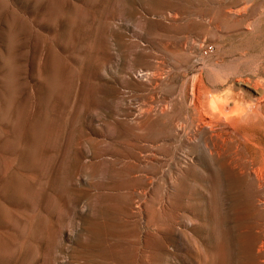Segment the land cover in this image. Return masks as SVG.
<instances>
[{
    "label": "rangeland",
    "instance_id": "rangeland-1",
    "mask_svg": "<svg viewBox=\"0 0 264 264\" xmlns=\"http://www.w3.org/2000/svg\"><path fill=\"white\" fill-rule=\"evenodd\" d=\"M254 1L0 0V264L264 260L252 185L195 136L264 80Z\"/></svg>",
    "mask_w": 264,
    "mask_h": 264
},
{
    "label": "bare ground",
    "instance_id": "bare-ground-1",
    "mask_svg": "<svg viewBox=\"0 0 264 264\" xmlns=\"http://www.w3.org/2000/svg\"><path fill=\"white\" fill-rule=\"evenodd\" d=\"M249 4H250V2H248V4H246V5H249ZM232 6H229V7H231L230 9H232L234 7V6L233 7ZM229 7H228V9H229ZM262 7H263V5H262ZM249 8H251V7H249ZM218 9H219V7H218ZM234 10H236V9H234ZM239 10H240V8H239ZM244 10H245V8H244ZM246 10H248V6H247ZM260 10L261 9H259L258 12L264 11V10H261V11ZM241 12H243V10L242 11L240 10L239 12L234 11L233 15H236L237 18H238V16L241 17V15H242ZM245 13H246V11H245ZM217 14H218V12H217ZM260 15H262V13ZM216 16L214 15L212 17V19H214V17H216ZM250 16H252V15H250ZM232 17H234V16H232ZM250 18H252V17H250ZM232 20H234V19H232ZM240 21H241V18H240ZM212 22H213V20H212ZM237 22H238V20H237ZM249 22L250 21H248V23ZM235 24H236V22H235ZM245 24L246 23H244V25ZM210 25H211V23H210ZM251 26H253V25H251ZM256 27H258V26H256ZM239 28H240V26H239ZM249 28L250 27H248V29ZM217 29L219 30V28H217ZM249 32H251V31H249ZM150 75H148V76H150ZM146 78H147V75H146ZM248 79H250V78H248ZM202 80H203V78L201 77V81ZM251 81H249V80L248 81L247 80L246 81H243V80L237 81V84L239 86H242L244 89H246V92L249 95H246V93H242L241 95H238V94L235 95L232 91L228 92L225 95V97H219V96H217V94H215V96L212 97L211 100L210 99L207 100V102L208 101H210V102H208V103L205 102L208 104V105H206L208 111L206 109V112L205 113L203 112L204 114H201V112H200L203 109L202 108L203 106L201 108L195 107L196 110L200 109V111L197 110V112L195 110L196 117H198L197 115L199 112L201 114V115L199 114V124L195 128V136L204 142V146H205V149L207 151L208 158H211L213 160L215 159L216 161L217 160L221 161V163L219 162V164H221V165L223 162V164L227 165L228 168H231L235 172V174H238L239 176H241L242 178H244L248 182H250L249 184L252 185L251 187H253V192H251V193H253V198H255L254 204L256 206V209L257 208L260 209V212H261V211H264V154H263L264 153V83H262L264 80L262 82L259 80L261 83H257L256 81H255L256 82L255 83V82H251ZM199 82H200V78H199V81L196 82V84L197 83L199 84ZM202 82H200L201 85H203ZM215 86H217V85H215ZM202 87L204 88V87H206V85L204 84V86H202ZM202 87H201V89H203ZM208 87H209V85H208ZM193 88H194V84H193ZM195 88H196V86H195ZM203 90H205V88ZM203 90H201V91H203ZM208 91L210 92V89L209 90L206 89V91H203L202 93L205 92L207 94ZM195 92L196 91L192 92V96H194L193 93H195ZM209 92L207 95H209ZM214 92H215V90H214ZM198 93H199V91H198ZM199 95H202V94L199 93ZM203 95H205V94H203ZM211 95H213V94H211ZM199 98H197V100ZM206 98L208 99V96ZM194 101H195V99H194ZM201 102H202V100H201ZM205 103L203 102V103H201V105H203ZM195 104H197V103H195ZM206 106H204V107L206 108ZM193 124H194V119H193ZM250 150L260 151L262 153L261 159L260 160L253 159L249 155ZM250 189H252V188H250ZM254 195H255V197H254ZM261 215H263V213H261ZM261 219L262 220L264 219L263 216ZM259 223H261V222H259ZM262 224H264V223H262ZM258 231L260 233V230H258ZM261 239H262V235H261ZM263 239H264V237H263ZM261 245H263V244H261ZM258 250H261V249L258 248ZM262 251L264 252V249ZM258 252L261 253L260 251H258ZM258 260H259V258H258ZM258 264H264V260H261Z\"/></svg>",
    "mask_w": 264,
    "mask_h": 264
}]
</instances>
